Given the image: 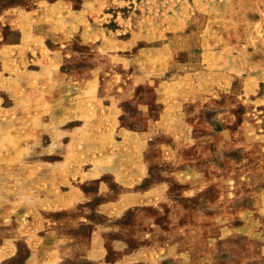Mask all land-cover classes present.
Segmentation results:
<instances>
[{"label": "rangeland", "instance_id": "374dc122", "mask_svg": "<svg viewBox=\"0 0 264 264\" xmlns=\"http://www.w3.org/2000/svg\"><path fill=\"white\" fill-rule=\"evenodd\" d=\"M0 264H264V0H0Z\"/></svg>", "mask_w": 264, "mask_h": 264}, {"label": "crops", "instance_id": "0c3cea01", "mask_svg": "<svg viewBox=\"0 0 264 264\" xmlns=\"http://www.w3.org/2000/svg\"><path fill=\"white\" fill-rule=\"evenodd\" d=\"M146 174H147V161H146V159L143 157V177H144ZM149 190H150V189H143V191H141V192L126 191V193H130V194L133 195L134 197H143V198H145V197H147V195H148V193H149ZM129 206H130V204H129ZM124 245H125V244H124ZM149 251H150V250H148V249H143L141 252H142L145 256H147V254H148ZM122 252L124 253L125 250L123 249ZM123 253H121V254H123ZM125 256H127V254H126ZM100 257H101V256H100Z\"/></svg>", "mask_w": 264, "mask_h": 264}]
</instances>
